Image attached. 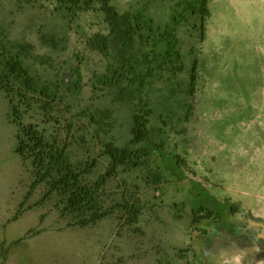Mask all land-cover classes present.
<instances>
[{
    "label": "rangeland",
    "instance_id": "obj_1",
    "mask_svg": "<svg viewBox=\"0 0 264 264\" xmlns=\"http://www.w3.org/2000/svg\"><path fill=\"white\" fill-rule=\"evenodd\" d=\"M180 1L111 3L121 13L141 14L150 41L151 25L162 32ZM208 6L204 39L201 16L183 11L176 32L183 71H158L144 84L128 74L111 85L117 52L107 56L90 45L94 34L110 32L100 3L72 10L58 0H0V264L264 262V241L248 228L250 220H264V0ZM16 55L33 88L8 75L6 61ZM13 105L24 124L66 143L74 164L95 160L91 182L111 168L107 144L131 146L134 114L151 109L158 139L185 159L189 178L239 204L227 217L237 231L224 236L214 220L194 223L189 180H158L155 163L118 166L99 189L111 213L77 225L75 214H62L59 194L46 197V182L29 195L35 173L31 159L16 152ZM127 201L141 204L134 223L124 219Z\"/></svg>",
    "mask_w": 264,
    "mask_h": 264
},
{
    "label": "trees",
    "instance_id": "obj_2",
    "mask_svg": "<svg viewBox=\"0 0 264 264\" xmlns=\"http://www.w3.org/2000/svg\"><path fill=\"white\" fill-rule=\"evenodd\" d=\"M58 1L72 10H87L96 2L101 4L110 32L94 34L90 39V45L107 56L112 49L117 52L120 64L109 76L111 85H117L128 74L133 75L134 81L144 84L147 78L153 77L158 71H183L184 62L181 51L177 47L176 34L178 25L182 21L183 11L190 10L201 16L202 39L205 37V20L210 13L209 0H181L162 32H154L150 24V32L154 34L149 41L143 32L145 24L141 21V14L131 11L121 13L111 0ZM198 63V59H195L190 70L192 92L195 91L198 78ZM6 68L9 71L8 75L23 78L25 84L33 88V78L29 70L23 66L19 55L7 59ZM10 79V76H7L8 83ZM11 100L13 101V98ZM13 108L19 124L16 152L23 158L31 159L35 173L29 195L37 185L46 182L49 186L46 197L53 193L59 194L64 204L62 214H75L77 225L88 226L111 213L102 203L99 189L118 166L137 168L149 167L151 163H155L157 165L155 177L158 180L165 178L189 180L194 223L214 220L219 231L226 227H230L231 232L237 231L236 225L228 222L227 217L241 210L239 204L218 199L203 182L189 178L185 169V159L179 153L167 150L163 141L158 139V128L151 109H143L134 114L131 146L119 147L112 143L107 144L105 151L111 157V168L96 181L91 182L87 174L95 166V160L84 164L83 168L74 164L70 160L66 143L56 138L49 139L44 131L34 124H24L18 106L13 105ZM122 208L124 219L128 223L137 221L141 204L136 201H127Z\"/></svg>",
    "mask_w": 264,
    "mask_h": 264
},
{
    "label": "water",
    "instance_id": "obj_3",
    "mask_svg": "<svg viewBox=\"0 0 264 264\" xmlns=\"http://www.w3.org/2000/svg\"><path fill=\"white\" fill-rule=\"evenodd\" d=\"M248 228L256 240L264 241V220H250L248 222Z\"/></svg>",
    "mask_w": 264,
    "mask_h": 264
},
{
    "label": "flooded vegetation",
    "instance_id": "obj_4",
    "mask_svg": "<svg viewBox=\"0 0 264 264\" xmlns=\"http://www.w3.org/2000/svg\"><path fill=\"white\" fill-rule=\"evenodd\" d=\"M230 229H231L230 227H226L225 231H223L224 236H229V235H231L232 232H231Z\"/></svg>",
    "mask_w": 264,
    "mask_h": 264
},
{
    "label": "bare ground",
    "instance_id": "obj_5",
    "mask_svg": "<svg viewBox=\"0 0 264 264\" xmlns=\"http://www.w3.org/2000/svg\"><path fill=\"white\" fill-rule=\"evenodd\" d=\"M245 255H246V254H245ZM247 260H248V259H247ZM262 260H263V259H262ZM241 262H242V261H241ZM260 264H264V262L261 261Z\"/></svg>",
    "mask_w": 264,
    "mask_h": 264
}]
</instances>
